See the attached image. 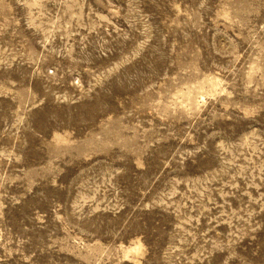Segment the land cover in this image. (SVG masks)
Listing matches in <instances>:
<instances>
[{"label": "rangeland", "instance_id": "1", "mask_svg": "<svg viewBox=\"0 0 264 264\" xmlns=\"http://www.w3.org/2000/svg\"><path fill=\"white\" fill-rule=\"evenodd\" d=\"M0 264H264V0H0Z\"/></svg>", "mask_w": 264, "mask_h": 264}]
</instances>
